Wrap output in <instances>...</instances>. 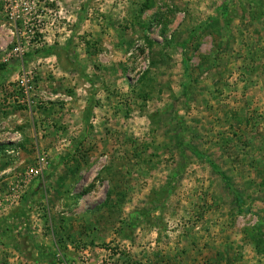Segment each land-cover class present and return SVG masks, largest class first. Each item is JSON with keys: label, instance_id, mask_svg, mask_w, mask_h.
I'll return each mask as SVG.
<instances>
[{"label": "rangeland", "instance_id": "1", "mask_svg": "<svg viewBox=\"0 0 264 264\" xmlns=\"http://www.w3.org/2000/svg\"><path fill=\"white\" fill-rule=\"evenodd\" d=\"M260 232L264 0H0V264H264Z\"/></svg>", "mask_w": 264, "mask_h": 264}, {"label": "built area", "instance_id": "2", "mask_svg": "<svg viewBox=\"0 0 264 264\" xmlns=\"http://www.w3.org/2000/svg\"><path fill=\"white\" fill-rule=\"evenodd\" d=\"M23 88H24L25 92L27 93L28 90H29V88H30L29 85H28V80H27V79L24 80ZM7 153H8L9 155H11V154H15V149L12 148V149L8 150ZM43 162H44V158H43L42 156H40V158H39V160H38L39 169H37V170L35 171V174H38V173L41 171V168H42V166H43Z\"/></svg>", "mask_w": 264, "mask_h": 264}, {"label": "trees", "instance_id": "3", "mask_svg": "<svg viewBox=\"0 0 264 264\" xmlns=\"http://www.w3.org/2000/svg\"><path fill=\"white\" fill-rule=\"evenodd\" d=\"M212 168L215 169V167L213 165H212ZM237 200H239V198H237ZM258 235H259L258 239H256L254 244H255L256 248H260V247L264 248V234L260 232Z\"/></svg>", "mask_w": 264, "mask_h": 264}]
</instances>
